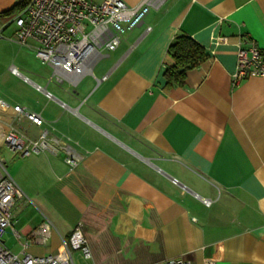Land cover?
Returning a JSON list of instances; mask_svg holds the SVG:
<instances>
[{
	"label": "crops",
	"instance_id": "0c3cea01",
	"mask_svg": "<svg viewBox=\"0 0 264 264\" xmlns=\"http://www.w3.org/2000/svg\"><path fill=\"white\" fill-rule=\"evenodd\" d=\"M25 1L0 0V13ZM179 33L208 56L168 85L167 48ZM246 37L264 52V0H167L91 71L57 82L48 65L50 74L16 66L20 75L10 65L7 101L44 119L25 121L24 131L47 129L81 159L70 169L62 152L25 156L12 177L31 202L19 208L18 238L4 231L5 245L55 254L79 225L91 257L75 251V264H264V76L231 81ZM45 218L56 229L40 243L31 233Z\"/></svg>",
	"mask_w": 264,
	"mask_h": 264
},
{
	"label": "built area",
	"instance_id": "2783aa9c",
	"mask_svg": "<svg viewBox=\"0 0 264 264\" xmlns=\"http://www.w3.org/2000/svg\"><path fill=\"white\" fill-rule=\"evenodd\" d=\"M166 1L139 0L134 5H127L122 0H101L98 3L91 0H28L20 12L0 24V37L3 28L14 23L15 40L28 45L41 64L53 69L56 81L60 82L64 74L91 71L92 63L103 51L116 49L126 32L142 24L151 9L160 8ZM149 29L147 26L146 30ZM220 39L223 38L217 37L215 42ZM9 69L20 75L16 66L11 65ZM254 75L264 76V52L253 38L246 37L238 44L231 81L236 84ZM104 78L106 76L101 79ZM46 94L51 96L48 92ZM25 121L41 127L44 119L40 112L0 96V134L4 133V144L9 151L21 157L62 152L70 169L78 165L81 157L70 144L47 129H42L37 137H31L24 131ZM24 201L31 202L9 173L6 160L0 156V264H75V251L84 259L91 257L79 225L67 239L61 236L63 248L55 254L33 255L24 250L17 253L8 248L3 233L10 228L18 238L19 231L13 225ZM210 202V199H203L206 205ZM53 229H56L54 224L45 218L31 234L38 242L44 243ZM21 244L23 249L27 246V242ZM160 264L193 263L184 258H170ZM204 264H214V261L207 259Z\"/></svg>",
	"mask_w": 264,
	"mask_h": 264
},
{
	"label": "rangeland",
	"instance_id": "374dc122",
	"mask_svg": "<svg viewBox=\"0 0 264 264\" xmlns=\"http://www.w3.org/2000/svg\"><path fill=\"white\" fill-rule=\"evenodd\" d=\"M13 28L14 24H9V26L2 31L0 37V87H2V83L5 84L6 87L10 86L14 81L8 69L10 65L17 66L21 71L23 70L22 67L25 66L26 68L40 74H50L49 68L46 65L41 64L40 60L34 56L33 51L18 43L14 38V34L12 38ZM105 62H107V60H102L100 65ZM95 72L97 73V70H95ZM5 88H0L3 90L0 95L7 100L9 99V95L7 96ZM0 156L6 160L9 173L14 178H17L16 170L20 169V164L22 161H25L27 157H21L19 154H14L7 149L4 144V133L0 134ZM9 234L10 230L6 229L5 236H8Z\"/></svg>",
	"mask_w": 264,
	"mask_h": 264
},
{
	"label": "trees",
	"instance_id": "16d2710c",
	"mask_svg": "<svg viewBox=\"0 0 264 264\" xmlns=\"http://www.w3.org/2000/svg\"><path fill=\"white\" fill-rule=\"evenodd\" d=\"M27 2L25 1L23 4L16 5L10 10L1 12L0 24L10 20L13 15L20 12ZM167 53L174 60L173 65L164 71L168 85L182 84L186 71L197 66L208 56L203 46L184 33H179L173 38L168 45Z\"/></svg>",
	"mask_w": 264,
	"mask_h": 264
},
{
	"label": "water",
	"instance_id": "95a60500",
	"mask_svg": "<svg viewBox=\"0 0 264 264\" xmlns=\"http://www.w3.org/2000/svg\"><path fill=\"white\" fill-rule=\"evenodd\" d=\"M44 91L46 92L47 90L44 88Z\"/></svg>",
	"mask_w": 264,
	"mask_h": 264
}]
</instances>
